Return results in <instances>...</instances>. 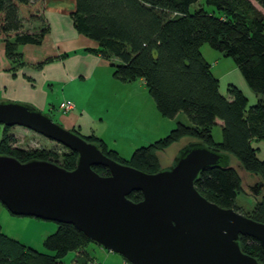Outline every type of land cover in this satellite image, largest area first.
I'll return each mask as SVG.
<instances>
[{
    "label": "trees",
    "instance_id": "trees-1",
    "mask_svg": "<svg viewBox=\"0 0 264 264\" xmlns=\"http://www.w3.org/2000/svg\"><path fill=\"white\" fill-rule=\"evenodd\" d=\"M74 2L73 28L97 43L94 53L110 63L114 78L123 83L142 80L162 117L174 119L182 113L190 123L187 126L178 122L165 138L134 150L128 162H123L116 151L108 150L98 137L91 136L87 141L98 145L108 158L147 174L161 169L157 154L182 139L218 149L233 157L241 170L259 178L260 198L252 212L243 216L264 224V160L257 158L252 147L254 141L264 142V0ZM42 10V0H0V41L5 43V54L12 63L21 60V46L40 45L48 32L44 25L33 33L23 32V23L40 21ZM204 45L232 59L247 86L259 97L255 104L248 107L247 98L234 86L228 89L229 98L220 94L218 79L201 54ZM217 121L221 122L220 144L212 138ZM7 128L0 155L21 163H55L52 155L8 151ZM76 158L69 151L62 164H55L73 170ZM92 169L100 176H108L104 167ZM194 188L209 202L237 212L235 199L241 191V181L233 166L205 169ZM127 198L137 203L143 196L133 192ZM91 243L72 225L58 224L44 241L50 252L45 254L8 238L0 226V264H63L61 259L70 252L76 254L72 264H87L94 260L86 250ZM239 244L244 254L264 264V253L257 241L241 236Z\"/></svg>",
    "mask_w": 264,
    "mask_h": 264
},
{
    "label": "water",
    "instance_id": "water-1",
    "mask_svg": "<svg viewBox=\"0 0 264 264\" xmlns=\"http://www.w3.org/2000/svg\"><path fill=\"white\" fill-rule=\"evenodd\" d=\"M0 125L32 131L77 156L75 168L65 170L0 155V203L11 215L72 225L128 264H261L241 251L239 237L254 239L264 253V224L194 188L205 169L230 167V155L187 141L171 166L147 174L108 158L30 106L0 101ZM98 166L108 176L93 171ZM133 192L143 199L130 201Z\"/></svg>",
    "mask_w": 264,
    "mask_h": 264
},
{
    "label": "rangeland",
    "instance_id": "rangeland-1",
    "mask_svg": "<svg viewBox=\"0 0 264 264\" xmlns=\"http://www.w3.org/2000/svg\"><path fill=\"white\" fill-rule=\"evenodd\" d=\"M201 54L210 64L212 74L218 79L221 95L229 98L228 89L230 86H234L247 98L248 107L255 104L257 95L247 86L232 59L224 57L220 52L212 50L208 45H204L201 48ZM85 86L82 102L86 111L82 117L81 131H77L78 135L85 140L93 135L97 137L100 134L104 135L108 150L116 151L123 162L130 160L134 150L147 147L151 144L150 142L153 143L165 138L178 122L187 126L190 125L188 119L182 113H179L174 119L160 116L155 109L152 98L147 94L146 102L143 103V100L139 101V107H144L145 109L142 110L146 112L144 117L145 124L141 123L139 130L142 133L150 131L153 128L151 127L152 125L155 127V125L160 124L161 127H158L156 133L153 134L154 137L151 139L153 141L145 144H130V141L125 138L127 133L124 132L137 129L134 120L137 103L135 105L132 101H127L126 98L123 99L117 88H113L107 84L101 88L98 87V91L91 88L93 84L90 81L85 83ZM100 109L107 110V112L103 114V117H98V119L103 118V121L97 122L94 118L100 114ZM43 114L49 116L54 123H57L53 114ZM154 115L156 118H154ZM121 130L124 135L119 134L116 137L115 132ZM4 132L5 127L0 125V143ZM6 136L10 138L7 144L8 151L19 149L27 153L36 152L56 156L57 158L52 156L50 158L57 164H62L70 151L66 147L22 127H8ZM212 138L215 144L221 143L222 134L220 125L213 126ZM187 141L195 142L192 139L185 138L157 154L161 168L172 165ZM252 147L256 150L257 158L264 160V142L254 141L252 142ZM231 159V166L234 167L241 181V191L236 196L235 207L239 214L246 216L252 212L255 203L260 198L251 191V187L260 182V180L258 177L241 170L235 159L233 157ZM0 226L2 233L8 238L34 251L50 254L44 247V241L57 230L58 224L31 217L13 216L0 204ZM86 250L91 258L94 259L93 261H96L98 264H128L121 256L111 253L95 243L89 244ZM75 255L74 252H70L60 262L72 264Z\"/></svg>",
    "mask_w": 264,
    "mask_h": 264
},
{
    "label": "crops",
    "instance_id": "crops-1",
    "mask_svg": "<svg viewBox=\"0 0 264 264\" xmlns=\"http://www.w3.org/2000/svg\"><path fill=\"white\" fill-rule=\"evenodd\" d=\"M42 5L40 21L23 23V32L26 33L36 32L43 25L48 27L40 45L21 46L22 58L14 64L5 54V43L0 41V101L51 113L65 129L81 131V121L86 111L82 102L85 83L90 81L95 91L107 84L117 88L123 99L135 105L137 103L134 118L137 129L125 131V138L130 144L153 141V134L161 127L160 124L152 125L148 132L141 133L139 130L141 123L145 124L146 112L142 110L145 108L139 107V101H147L148 91L144 82L123 83L114 78L110 63L94 53L97 43L78 34L73 28L71 14L75 10L74 0H42ZM64 101L72 102L74 110L69 113L60 111L59 105ZM106 112L102 109L94 119L103 121L98 117H103ZM216 125L221 126V122L217 121ZM119 134H123L122 130L115 132L116 137ZM98 138L106 144L104 135L100 134Z\"/></svg>",
    "mask_w": 264,
    "mask_h": 264
},
{
    "label": "built area",
    "instance_id": "built-area-1",
    "mask_svg": "<svg viewBox=\"0 0 264 264\" xmlns=\"http://www.w3.org/2000/svg\"><path fill=\"white\" fill-rule=\"evenodd\" d=\"M75 108V105L72 102L64 101L59 105V110L64 113H69L73 111ZM87 264H98L96 261H90Z\"/></svg>",
    "mask_w": 264,
    "mask_h": 264
},
{
    "label": "flooded vegetation",
    "instance_id": "flooded-vegetation-1",
    "mask_svg": "<svg viewBox=\"0 0 264 264\" xmlns=\"http://www.w3.org/2000/svg\"><path fill=\"white\" fill-rule=\"evenodd\" d=\"M258 183L262 184L261 182H257L253 187H251V191L253 194H257L258 192L261 191L262 187L261 188L258 187Z\"/></svg>",
    "mask_w": 264,
    "mask_h": 264
}]
</instances>
